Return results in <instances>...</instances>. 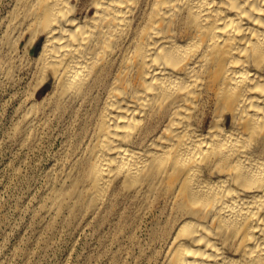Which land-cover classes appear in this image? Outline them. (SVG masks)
Here are the masks:
<instances>
[{
    "label": "bare ground",
    "instance_id": "1",
    "mask_svg": "<svg viewBox=\"0 0 264 264\" xmlns=\"http://www.w3.org/2000/svg\"><path fill=\"white\" fill-rule=\"evenodd\" d=\"M14 3L0 77L33 76L19 144L61 111L82 141L47 186L54 224L121 200L160 219L151 264H264V0Z\"/></svg>",
    "mask_w": 264,
    "mask_h": 264
},
{
    "label": "rangeland",
    "instance_id": "2",
    "mask_svg": "<svg viewBox=\"0 0 264 264\" xmlns=\"http://www.w3.org/2000/svg\"><path fill=\"white\" fill-rule=\"evenodd\" d=\"M15 1L0 0V63ZM28 37L18 40L20 57ZM43 39L29 55L38 54ZM32 80L26 69L16 70L13 81L0 77V264H151L152 250L161 243L157 214L135 222L128 203L120 200L79 228L74 222L54 224L43 212L48 184L80 156L82 141L70 112L61 111L48 113L35 145L19 144L17 126ZM52 86L51 78L37 100Z\"/></svg>",
    "mask_w": 264,
    "mask_h": 264
}]
</instances>
